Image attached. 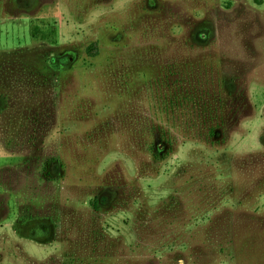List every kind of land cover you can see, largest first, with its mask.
<instances>
[{"label": "rangeland", "instance_id": "374dc122", "mask_svg": "<svg viewBox=\"0 0 264 264\" xmlns=\"http://www.w3.org/2000/svg\"><path fill=\"white\" fill-rule=\"evenodd\" d=\"M0 264H264V0H0Z\"/></svg>", "mask_w": 264, "mask_h": 264}, {"label": "trees", "instance_id": "16d2710c", "mask_svg": "<svg viewBox=\"0 0 264 264\" xmlns=\"http://www.w3.org/2000/svg\"><path fill=\"white\" fill-rule=\"evenodd\" d=\"M91 50H94V46H91ZM92 56H95V54H92Z\"/></svg>", "mask_w": 264, "mask_h": 264}, {"label": "flooded vegetation", "instance_id": "af4514ba", "mask_svg": "<svg viewBox=\"0 0 264 264\" xmlns=\"http://www.w3.org/2000/svg\"><path fill=\"white\" fill-rule=\"evenodd\" d=\"M55 60H56V58H53V59H52V61H54V62H55Z\"/></svg>", "mask_w": 264, "mask_h": 264}]
</instances>
